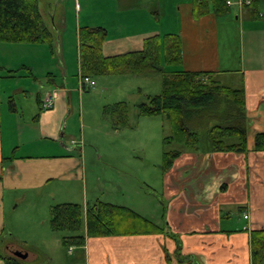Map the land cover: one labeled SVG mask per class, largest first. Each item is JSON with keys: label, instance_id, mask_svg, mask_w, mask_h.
<instances>
[{"label": "crops", "instance_id": "1", "mask_svg": "<svg viewBox=\"0 0 264 264\" xmlns=\"http://www.w3.org/2000/svg\"><path fill=\"white\" fill-rule=\"evenodd\" d=\"M100 1L123 6L121 12L120 8L108 10L107 16L117 17L115 22L125 28L124 34L113 35L102 21L96 24L91 18H84L82 24L78 18L73 26V41L68 42L64 35L66 21L56 20V13L46 12L44 7L41 10L43 19L54 34L50 46L46 43H0V52L4 53L0 64V264H32L36 258V253L16 246L6 236V231H14V225L8 224L11 216L5 208L8 197L12 203L26 201L32 195L40 197L48 188L55 189L59 183L69 185L79 179L86 187L83 175L78 174L83 148L80 147L78 154L72 129L77 119L79 122L83 119L84 98L98 95L96 92L87 94V91L100 81L104 84L110 81L107 78L110 76L133 79L137 85L138 77H152V73L107 75L103 81L93 77V87H80L78 30L82 27L106 30L107 38L101 46L105 57L141 51L145 39L155 35H179L181 63L167 69L171 72H205L222 85L243 89L249 150L245 153L182 152L170 170L165 172L160 167L162 209L159 217L147 218L144 208L152 210L157 201L148 208L140 201L139 192L140 200L135 206L125 202L115 204L151 220L162 228L161 232L88 237L84 227L83 246L66 248L68 254L79 251L84 264H251L250 231L264 229V151H251L255 134L264 132V20L260 17L264 12V0H256L254 7L251 3L240 8L234 5L222 15L214 13L211 7L206 13L195 15L193 0H174L173 16L168 14L167 0H154L158 4L153 3V9L161 8V12L151 21L143 20L140 10H134L135 4L128 0L125 4H122L125 0ZM74 7L76 11L79 9L77 0H74ZM163 26H172L171 31L163 34L160 31ZM71 76L76 78L77 88L70 83ZM43 77L47 89L42 88L43 97L37 95V105L19 104V101L28 99L27 86L44 85L40 82ZM11 80H23L18 84L26 86L22 89L13 87ZM128 87L132 88V85ZM48 95L53 96V107L42 109ZM145 101L138 102V105ZM119 102L127 103L112 101V104H102L98 110L101 107L104 115L109 116L114 134L126 127L117 125L112 113ZM93 147L97 151L96 146ZM127 154L132 156L130 152ZM96 155L103 158L100 153ZM151 191L156 194L152 188ZM119 192L122 196L126 194L120 185ZM47 197L55 200V192H50ZM81 199L85 201V196ZM97 202L100 200L96 199ZM103 202L114 204L107 200ZM53 206H49V214ZM87 207L91 206L87 203L82 206L84 218ZM243 213L248 219H244ZM236 215L237 223L234 221ZM241 218L247 222L240 228L237 225ZM49 228L51 230L50 223ZM52 233L62 245L63 235ZM6 242L9 244L5 246ZM10 245L17 249L15 257L8 248Z\"/></svg>", "mask_w": 264, "mask_h": 264}, {"label": "trees", "instance_id": "2", "mask_svg": "<svg viewBox=\"0 0 264 264\" xmlns=\"http://www.w3.org/2000/svg\"><path fill=\"white\" fill-rule=\"evenodd\" d=\"M250 2L252 7L256 5V0ZM226 3L227 0H193L192 10L196 15L206 13L211 7L214 13L222 15L230 8ZM41 10L39 0H0V43H46L50 46L54 34L45 23ZM106 38L107 32L101 27L78 30L80 74L91 78L160 74L161 92L148 95L138 109L141 116H165L171 126V136L165 142L183 145L192 152L245 153L249 150L243 89L222 85L205 72H171L167 69L181 63L179 35H155L145 39L141 51L111 57H105L101 52ZM127 108V103L119 102L112 110L117 125L127 126ZM251 151H264V132L255 134ZM180 154L179 150L165 151L161 170H170ZM49 223L52 231L63 235L65 248L83 246L84 227L88 237L162 231L151 220L127 207L101 201L86 208L85 218L81 205H55L50 209ZM250 249L251 264H264V229L250 231Z\"/></svg>", "mask_w": 264, "mask_h": 264}, {"label": "rangeland", "instance_id": "3", "mask_svg": "<svg viewBox=\"0 0 264 264\" xmlns=\"http://www.w3.org/2000/svg\"><path fill=\"white\" fill-rule=\"evenodd\" d=\"M158 1L161 2V0ZM158 1L128 0L136 5L133 7L134 10H140L143 20L149 19L150 21L158 12H161V8L154 10L152 7V4H158ZM167 1L170 6L168 14L173 16L172 9L175 3L172 2L174 0ZM177 1L179 0H175V2ZM77 3L81 9L80 12L79 9L75 10L74 0H39L40 7H46V12L54 11L56 13V20L66 21L67 32L64 35H66L65 38L68 37V42L73 41V26L78 18L80 21L82 20V24L84 18H91L94 23L102 21L109 27L113 35L119 36L125 33V28L115 22L117 17L107 16L108 10L120 8L119 12H121L123 6L120 7L118 3L108 4L100 0H77ZM125 3L127 0L122 4ZM137 3L141 4L137 5ZM162 16L163 14H161ZM170 28L172 26H163L160 31L164 34L170 32ZM3 55L4 53L0 52V64L3 62ZM151 75V78L138 77L136 80L138 85L133 79L122 80L124 78L118 76L107 77L111 80L104 84L99 79L102 80L105 76H99L95 79L100 83L87 91V94L96 92L98 95L94 98H84L83 119L81 122L77 119L72 129V140L77 141L78 154L80 147L83 148L78 174L83 175L86 187L79 179V182L69 185L59 183L55 189L48 188L41 193L40 197L35 198L32 195L28 200L18 203L16 201L12 203L11 197H8V201H5L6 212L11 216L8 217V224L12 227L14 225L13 233L6 231V236L10 240L9 242L17 244L16 246L20 245L22 248L36 253L32 264H84L79 251L75 250L71 255L68 254L67 249L59 243L60 240L56 234L50 230L49 206L51 205L71 202L84 207L86 203L88 206H92L96 199H99L102 202L105 200L114 202V204L125 202L135 206L141 199L140 201L146 203L148 208L155 205L154 201H157L154 210L150 208L149 210L144 208V210L147 218L151 220L159 217L162 209L160 204V166L163 153L168 150H179L181 153L187 150L183 145L165 142L167 137L171 136V126L164 115L148 117L139 114L138 102L146 100L145 94L157 95L161 92V75L156 73ZM40 79V82H43L44 77ZM22 81L11 80L12 86L22 89L26 86L23 83L18 84ZM44 81L46 82V79ZM31 83L33 82L31 81ZM70 83L77 88L75 77H70ZM43 84L42 87L37 83L36 86H27L28 99H23L18 103L25 102L28 107L36 106L37 95L40 94L43 97L44 89H47V85L44 82ZM129 85H132L133 89L129 88ZM138 88H140V92H138ZM87 94L84 93V95ZM121 100L127 101L128 104V126L120 129L118 134H114L109 116L104 115L101 107L100 111L98 110L102 104H112V101ZM93 146H96L97 151ZM128 152L132 156L128 157ZM96 153H100L103 158L99 159ZM119 185L122 190H125V196L118 193ZM151 188L156 194L152 193ZM52 191L55 192L56 199L51 201L47 196ZM138 192L141 196L140 199L137 196ZM82 196H85V201H81ZM234 221L236 223L239 221L237 215L234 217ZM246 222L241 218V222L237 226L241 228ZM15 256L13 255V257Z\"/></svg>", "mask_w": 264, "mask_h": 264}, {"label": "built area", "instance_id": "4", "mask_svg": "<svg viewBox=\"0 0 264 264\" xmlns=\"http://www.w3.org/2000/svg\"><path fill=\"white\" fill-rule=\"evenodd\" d=\"M249 0H236L235 4L240 8L244 6V4H249ZM228 6L232 5L231 1H227L226 3ZM260 17L264 20V12L260 13ZM88 85L89 87H93L95 85V82L90 78L86 76L79 75V86L83 87ZM53 107V96L51 97L48 95L45 99V101L42 103L43 109H51ZM244 219H247L248 216L246 214H243Z\"/></svg>", "mask_w": 264, "mask_h": 264}, {"label": "water", "instance_id": "5", "mask_svg": "<svg viewBox=\"0 0 264 264\" xmlns=\"http://www.w3.org/2000/svg\"><path fill=\"white\" fill-rule=\"evenodd\" d=\"M8 248L14 255L18 254L16 247H13L12 245H10V246H8Z\"/></svg>", "mask_w": 264, "mask_h": 264}]
</instances>
